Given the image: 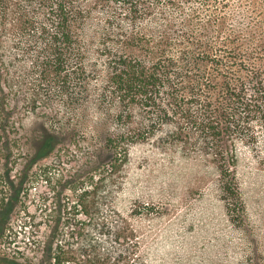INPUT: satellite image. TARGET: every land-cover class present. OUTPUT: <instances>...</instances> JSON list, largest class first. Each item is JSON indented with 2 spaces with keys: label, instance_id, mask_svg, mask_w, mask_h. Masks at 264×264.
Returning <instances> with one entry per match:
<instances>
[{
  "label": "trees",
  "instance_id": "1",
  "mask_svg": "<svg viewBox=\"0 0 264 264\" xmlns=\"http://www.w3.org/2000/svg\"><path fill=\"white\" fill-rule=\"evenodd\" d=\"M190 2L93 0L94 7L108 13L102 35L113 41L106 50L121 104L116 119L122 131L107 130L105 143L110 150L127 152L126 142L143 134L131 127L133 102L145 105L161 122L169 116L166 106L181 107L204 147L214 150L229 211L242 219L231 142L255 134L256 124L264 129V30L255 25L247 34L224 39L225 17L211 14L198 26L201 10L187 11ZM14 4L21 6L16 20L20 37L41 43L39 83L49 93L78 97L81 86L74 80L80 67L71 64L73 54L82 51L80 21L92 7L83 8L79 0H0V7ZM6 80L0 67V264H25L1 250L14 241L9 232L21 217L25 236L33 221L47 229L41 238L30 239L41 254L38 264H153L135 227L116 218L103 220L95 211L99 200L93 181L72 185L56 177V164L63 161L56 151L61 132L44 124L41 132L27 133ZM35 198L42 205L37 215L29 206Z\"/></svg>",
  "mask_w": 264,
  "mask_h": 264
},
{
  "label": "rangeland",
  "instance_id": "2",
  "mask_svg": "<svg viewBox=\"0 0 264 264\" xmlns=\"http://www.w3.org/2000/svg\"><path fill=\"white\" fill-rule=\"evenodd\" d=\"M79 1L83 8H92L80 21L82 51L73 54L71 64L80 67L75 98L43 88L38 79L41 43H28L18 34L21 6L0 7V67L20 105L25 131L35 135L45 124L63 136L56 150L63 158L56 164V177L72 185L93 181V195L99 200L95 211L103 220L116 218L135 227L153 264H264V129L256 124L255 134L231 142L244 203L242 219L229 211L214 150L204 147L183 119L181 107L166 106L169 116L161 122L145 105L133 102L131 127L143 134L126 142L127 152L110 150L106 131L119 133L122 127L116 119L121 104L113 92L106 50L113 41L102 35L108 13L94 7L93 0ZM190 1L187 11L201 10L198 26L211 14L225 17L224 39L247 34L255 25L264 30V0H211L208 7L203 0ZM161 99L166 101V96ZM38 203L29 200L36 215L42 207ZM22 220L9 232L14 241L5 242L1 250L25 264H38L41 254L30 239L41 238L47 229L33 221L25 236Z\"/></svg>",
  "mask_w": 264,
  "mask_h": 264
}]
</instances>
